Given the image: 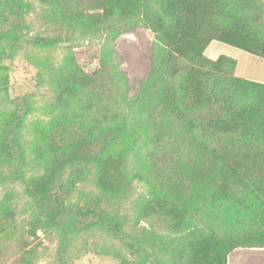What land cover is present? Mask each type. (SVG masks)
Here are the masks:
<instances>
[{"label":"rangeland","instance_id":"rangeland-1","mask_svg":"<svg viewBox=\"0 0 264 264\" xmlns=\"http://www.w3.org/2000/svg\"><path fill=\"white\" fill-rule=\"evenodd\" d=\"M188 18L208 58L224 55L246 86L264 84V58L248 51L264 50V0H0V264H155L143 241L153 209L242 239L226 264H264V208L245 214L228 200L225 163L189 114L226 92L213 81L204 90L188 67L179 76L158 31ZM18 94L39 108L22 111ZM254 108L264 117V98ZM221 208L236 212L230 230L215 221ZM155 230V244L183 249Z\"/></svg>","mask_w":264,"mask_h":264},{"label":"trees","instance_id":"trees-1","mask_svg":"<svg viewBox=\"0 0 264 264\" xmlns=\"http://www.w3.org/2000/svg\"><path fill=\"white\" fill-rule=\"evenodd\" d=\"M195 24L192 18H188L182 26L165 28L161 24L158 31L169 49L176 52L173 60H175L179 76L183 74V67H188L189 80L199 81L204 90L214 85L218 86L217 90L226 92L224 94L213 92L212 98L193 107L189 110V114L191 119L200 123L204 129L207 136L206 151L221 156L225 163L224 191L228 200L233 204L242 201L243 212L249 214L257 204L264 208V117L257 120V113L250 114L255 110L254 103L261 97L264 98V84L246 86L247 83L244 80L237 78L231 72L230 65L233 62L224 55L217 60L208 58L204 54V37L198 34L197 28L191 30ZM248 51L264 58V50L249 48ZM99 74L98 71L95 78ZM170 75L173 76L174 73ZM211 81H213L212 86ZM245 88L248 97L241 99L242 89L245 90ZM228 90L232 91L227 93ZM15 98L22 111L27 108H39L30 102L31 98L27 95L18 94ZM12 113L8 114L10 117H7L4 125L14 131L16 127L14 122L9 124L13 117ZM26 115L27 113L18 116L16 122L18 131H20V126L24 125ZM52 116L55 118L57 114L53 113ZM81 117L85 120L82 114L67 118V120H78ZM92 121L95 122V120ZM106 121L107 119L102 118L104 123L101 125ZM62 124L65 125V122L62 121ZM34 189L41 192L44 186L35 184ZM143 215L148 226H143L144 231L147 232L143 241L147 244L152 243L155 264H175L176 259L185 264H226L228 254L242 241L235 235H231L226 241H221L219 235L214 234L215 231L211 232L195 225L193 217L180 210L159 212L153 209ZM153 215L160 219L157 220ZM214 215L215 221L222 230L226 228L230 230L234 227L235 210L221 208L214 211ZM158 222L168 233L173 234L178 244L183 247L178 252L179 254L172 252L177 246L167 247L166 251V248L154 243L158 238L154 233ZM123 228L124 222L119 221L112 227V231L119 233L123 231ZM134 247L140 248L141 246L138 244ZM146 263L147 257L137 262V264Z\"/></svg>","mask_w":264,"mask_h":264}]
</instances>
